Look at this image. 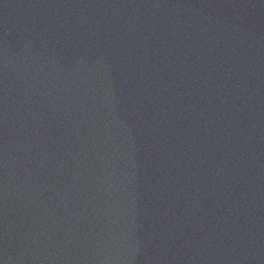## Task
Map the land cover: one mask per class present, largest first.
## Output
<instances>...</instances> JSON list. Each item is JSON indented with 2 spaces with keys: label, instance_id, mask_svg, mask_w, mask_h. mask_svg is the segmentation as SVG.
Wrapping results in <instances>:
<instances>
[{
  "label": "water",
  "instance_id": "95a60500",
  "mask_svg": "<svg viewBox=\"0 0 264 264\" xmlns=\"http://www.w3.org/2000/svg\"><path fill=\"white\" fill-rule=\"evenodd\" d=\"M0 51V264H86L62 0H18Z\"/></svg>",
  "mask_w": 264,
  "mask_h": 264
}]
</instances>
